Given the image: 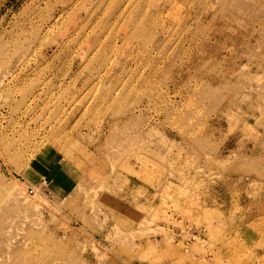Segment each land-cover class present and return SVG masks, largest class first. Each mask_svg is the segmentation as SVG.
I'll return each mask as SVG.
<instances>
[{
    "label": "rangeland",
    "instance_id": "1",
    "mask_svg": "<svg viewBox=\"0 0 264 264\" xmlns=\"http://www.w3.org/2000/svg\"><path fill=\"white\" fill-rule=\"evenodd\" d=\"M0 264H264V0H0Z\"/></svg>",
    "mask_w": 264,
    "mask_h": 264
}]
</instances>
